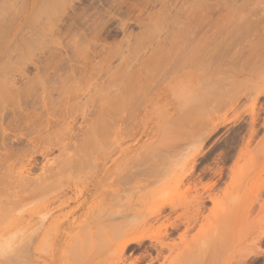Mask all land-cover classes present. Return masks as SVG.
<instances>
[{"label":"rangeland","instance_id":"374dc122","mask_svg":"<svg viewBox=\"0 0 264 264\" xmlns=\"http://www.w3.org/2000/svg\"><path fill=\"white\" fill-rule=\"evenodd\" d=\"M253 1L255 0H0V68L3 67L0 70L6 68L0 72V82L11 83L16 91H21L22 95L15 104L21 105L22 110L26 111L39 108V94L44 87L48 88V94L51 93L55 102L58 99L57 103L60 102V96L57 98L60 95L57 89L59 86L69 82L77 87V97L72 101L77 103V109L69 110L75 114L71 135L74 131L79 136H71L72 145L78 137L84 138L86 135L84 118L89 116L82 115L81 110L94 86L104 83L109 77L111 79L113 75L117 80H124V74L127 73L125 71H141L139 67L150 60L156 65L163 58L166 61L169 58L165 57L166 51L169 52L174 45L169 39L177 31L181 32L182 26L185 28L188 24L191 25L187 20L191 11L185 13L190 10L189 6L194 7V11L200 10L202 4V9L207 7L203 9V13L207 15L203 14L207 17L206 20L198 22V17H195L196 24L193 25L195 20L192 22L196 32L194 40H197V35H201L200 38L204 36L203 33L210 32L209 27L222 17L225 10H229L230 5L233 7ZM200 2L201 5L198 6ZM199 12L201 18H204L202 11ZM153 22L163 28H159L160 25L154 26ZM176 24L181 28L176 27ZM150 28L154 31L153 34L150 32L151 35ZM166 30L174 33L169 34L172 32ZM184 45L181 44L180 49ZM161 50L165 53L159 55ZM182 50L179 51L180 54L184 52ZM171 51L168 56L174 50ZM180 54L179 61L184 57ZM173 56L168 60L174 61L173 66L169 68L167 61H163L167 71L163 70L165 72L161 76L157 73L159 79L155 74L157 79L152 78L154 82L151 81L146 92L134 95L136 99L132 105L126 103L131 109L125 108L129 114L121 123L118 121L107 127L97 128L93 130L94 133L88 132L87 138L91 141V148L87 150L89 153L86 150L80 152L81 155L77 153L80 156L76 155L72 160L75 169H70L72 164L66 165L69 167L65 168L66 174L59 173L64 177L58 174L56 178L60 176L59 181L55 178L58 185L55 183L43 193L29 190H26L27 193L22 190L16 193L17 189L10 186V183L7 186L8 181H0L3 184H0V188L7 190H0L3 192L0 193V200L4 202L0 201V213L6 206L11 209H5L6 213L0 215V236L4 239H0V248L3 249H0V264H147L155 256L153 245L163 238V229L168 223L177 227L164 240L170 247L166 253L169 254V259L177 256L184 264H264V236L260 240L256 237L261 229L260 221L264 217V154L260 152L264 147V128L261 126L264 121V96L252 105L253 96L250 100L241 94L236 95V98L231 91L229 94L236 98V107L227 111L219 110L218 114V110L207 106L213 111L210 112L214 114L213 118L209 116V109L204 106L203 110L208 111H205L208 121L210 118L213 120L217 114L219 117L224 115L227 118H239L209 134L198 143L200 146L183 142V135L178 136L173 130L184 125L189 82L183 77L187 68L183 69V65L175 67L178 55L176 60ZM154 57L159 62H155ZM153 62L150 61L149 65ZM121 67L124 74L118 72ZM174 67L177 69L173 73L168 71ZM207 71H202L192 81L195 92L198 90L197 102L202 97L200 93L204 96L207 92L205 85L210 82ZM200 79L204 81L201 86L199 84L202 82H198ZM240 86L242 91L241 87L244 85ZM236 89L239 90L238 86ZM90 110L92 112V108ZM1 113L3 124L8 126L12 125L15 117L22 114L21 109L11 105ZM255 113L258 114L257 131L246 143L247 123ZM56 127L65 129L62 125ZM11 129L7 131L10 137L13 131L21 130V126H12ZM66 135L69 138L68 132ZM176 136L180 138V142L176 140ZM214 141L230 145L236 141L235 148L241 152L240 156L225 163L218 162L217 155L223 149L217 148L207 161L198 165L194 176L186 179L184 168L180 164L188 158L191 149L199 147L204 152ZM17 143L15 146L18 148L27 145L25 140ZM71 147L70 150L73 151ZM58 148H53L46 157L37 154L27 175L34 178L41 172L42 164L51 162L59 155L61 158L59 151L62 149ZM67 150L66 148L65 151ZM62 152L63 150L60 153ZM196 159L200 162L198 156ZM151 165H156L157 169L166 168V175L163 170H158L155 182L140 190L136 186V189L133 188L136 179L129 178L130 171L149 170ZM207 166L221 167L224 174L213 189L203 193L202 187L209 183L210 176L199 177L198 174L200 168ZM202 193L211 194L214 202L206 198L199 206ZM144 194L149 200L145 201L142 210L149 215L163 208L166 217L151 221V225H143L136 232L132 228L122 233L132 220L131 217L123 219L122 216L132 213V208H140L139 196ZM3 198L5 201L17 200V204H6ZM185 199L188 201H183ZM137 235L144 236L143 246L132 245L126 251H121L123 241ZM9 239L10 242L6 243ZM4 249L7 255L4 254ZM203 254L208 258L199 259ZM211 256L215 258L214 261ZM168 260L163 264H169Z\"/></svg>","mask_w":264,"mask_h":264},{"label":"bare ground","instance_id":"6f19581e","mask_svg":"<svg viewBox=\"0 0 264 264\" xmlns=\"http://www.w3.org/2000/svg\"><path fill=\"white\" fill-rule=\"evenodd\" d=\"M195 3H197V2H195ZM195 3H194V5H195ZM200 5H201V2L198 6H200ZM202 5L204 6V4H202ZM202 5L200 6L201 9L200 8L199 9L202 11V17H204V18H201V14H200L201 12H199L200 10L194 11V9H195L194 7L191 8L189 6L190 10L185 12L188 14L189 11H191L190 14L187 15L184 13L185 15L188 16L187 20L189 21V23H191V25L193 23H194L193 25L196 24V18L197 17H198V22H200L199 20H206L207 15L205 13H203L204 12L203 9H207V7L205 5L206 8L203 7V9H202ZM186 7H188V6H186ZM186 7H185V9H186ZM209 7L211 8V6H209ZM226 9H228V8H226ZM192 10L195 12V14ZM196 12L198 14H200V19H199V15L196 14ZM203 14H205L206 16ZM221 16H222L221 18H218V17H220V15L217 17L218 20L216 19L217 21L215 20L216 21L215 23L211 22L212 26L209 27V28H211L209 30L210 32L203 33L202 35H204V36H202L200 38H199V36H201V35L198 36L196 34L198 37L197 40H194V37H195V34H194L195 30L194 29L195 28L192 25L193 27L191 29L190 24H188V25L185 24V25H187L185 28H183L184 26H182V29H181L182 31L181 32L177 31L176 35L174 32L166 30L167 32H172L169 34L174 33L172 38H171L172 35L170 36L171 39H169L170 40L169 42H171L172 44L175 45V46L174 45L172 46L171 50L176 51V53L173 51V53L169 56H168V54L171 53L172 51L171 50H169V52H168V50L166 51L167 56L165 55V57L166 58L169 57L168 59H166L167 66L169 65L168 66L169 68L171 66H173L172 63L174 61L173 60L168 61L171 59V56L174 55L173 56L174 60H176V58L178 57L177 58L178 63H174V66L179 68L178 66L181 67L183 65V67H184V68L182 67L183 69L187 68L183 77L186 81L189 82L188 96H187V100H185V101H187V109L185 110V114H184V116H185L184 125H182L183 127L181 126L182 128H180L178 130L176 128L175 130H173L174 132L173 131L172 132L177 133L178 136L180 134H182L183 135L182 138H184L183 142H189L191 144H194L195 146H200V144H198V143H201V141L205 140L209 136V134L218 130L219 127H222L229 122H234V121L238 120L239 116L227 118L224 115L222 117H219V115H218L219 110L222 111L224 109L225 111H227L228 109L230 110V109H233L236 107V105H237L235 102V100L237 98L236 95L240 96V94H241L245 98H248V99L251 96H253L254 101L252 100L253 101L252 105H254V103L257 100H259V98L261 96H264V0H257V1L255 0L253 2L244 3V4L242 3V4L237 5V6L235 5L233 7L230 5L229 10H227V11L225 10L224 14H221ZM157 20H156V22H157ZM158 21H160V20H158ZM163 22H162V24H163ZM157 23H159V22H157ZM185 23H187V22H185ZM153 24H154V22H153ZM150 25H152V24H150ZM156 25L157 24L155 23L154 26H156ZM159 25H157V26H159ZM179 25H181V23ZM178 26L176 24V27H178ZM156 27H154L155 31H156ZM160 27H161V25L159 26V28ZM179 27L181 28V26H179ZM162 28L163 27H161V29ZM180 28H179V30H180ZM150 29H152V30H150ZM150 29H149L150 31L148 30L149 33L152 31L151 33L153 34V32H154L153 28H150ZM161 29H160V31H161ZM189 29L194 30V31H190ZM174 30H176V29L174 28ZM178 32H180L179 35H178ZM151 33H150V35H151ZM171 43H169V44L171 45ZM181 44L182 45L185 44L184 47L182 46L184 48V49L182 48L183 50L180 49ZM169 49H170V47H169ZM181 50H182V52L184 51L183 52L184 54L179 53V51H181ZM163 52H164V50H161V51H159L158 54L161 55V54H163ZM177 52H178V54H177ZM179 54L182 55L181 57H183V55H184V57L182 58L181 61L178 60L180 57ZM157 56H156V58H157ZM153 59L155 62L158 61L155 59V57ZM158 59H159V57H158ZM163 59L162 60L165 61V58H163ZM150 61L153 62V60H150ZM163 61L160 60L161 64L158 63L159 62L158 61L157 65H156V63L153 62V64L155 66L152 63H151L152 65L150 64L151 65L150 66L149 62L145 63L146 65L148 64L147 66L145 64H142L141 67H139V69L141 71L135 70L136 71V72L134 71L135 73L132 72L134 74H132L130 72L131 75L128 72V70L125 71V72H127L125 75L122 72L123 67H121V69H118L119 70L118 72L119 73L122 72L124 74V76H125V78L123 76L124 80H121V79L117 80V77L115 78L114 77L115 75H113V76H111L112 77L111 79L109 77L107 80L104 81V83L98 84L97 87L94 86V89L91 91V94H89V96L86 97V99L87 98L88 99L83 104V108L81 110L82 115L89 116L86 118L83 117L84 121L86 122V135L84 138L83 137L82 138L78 137L77 139L74 138V141H76V140L77 141H76V143L74 142L72 145L70 144V140H72L71 136L73 138V134H75L73 131V134L71 135L72 130H73L72 129L73 128L72 121L75 119V114L71 110H69V108L74 109V110L77 109V107H76L77 103L72 102L73 99H75V96L77 97V94H78V93L76 94V91L78 89L77 87H75L73 84H70L69 82L59 86V88H57V89L59 90L60 95L57 93L58 94L57 98L60 96V99H59L60 102H58V103H57L58 99H56V102H55L54 99L52 98L53 96L51 97V93L48 94V92H49L48 88L44 87V89H42V92H40V94H39V99L41 100V101H39V103H40L39 108H35L33 110L26 111V110H22L21 105L15 104L17 98L22 95L21 91H16V87H14V85L11 83H8V82L1 83L0 82V136H1L0 169L2 170V172H0L1 173L0 174V181L1 180H3L4 182L8 181L7 186L9 187V183H10V186H13V188L17 189L16 193L18 191H21V190L25 191L24 193L28 192L26 190H29V192H33V193H43V192H45V190H49L51 187H53L55 185V183H57V180L59 181L60 176L64 177V176H62V174H59V173H64L63 175L66 174L65 168H69V167H66V165L72 164L70 169H72V168L75 169L73 161H74V157L76 155L78 156L80 154V152L82 153L83 150H86V152L89 153V151H87V150L91 148V141L87 138L88 132L94 133V131L97 128H101L105 125L107 127V126H109V124H115L118 121L121 123V121H123V119L125 117H127L128 110L125 108H128V106H126L127 104L132 105L131 103H134V100L136 99L134 95H136V93L138 94L141 92H143V93L146 92L148 87L151 86L150 85L151 81L154 82V80H152V78H155L156 75L158 78L159 73H160L159 75L161 76V75H163V73L165 71H167L165 69L167 67L164 68V66H166V63H165L166 61L165 62H163ZM182 62H183V64H182ZM148 66H150V68ZM162 67L164 69H162ZM175 67L171 68V70L169 69L168 71L173 73L177 69V68L175 69ZM2 68L3 67H1L0 69H2ZM161 69H162V71H161ZM4 70H0V72H2ZM157 70H158V72H156ZM163 70H165V71H163ZM204 70L205 71L208 70L207 72L209 73V76L208 75L207 76H208V80L210 78V82L205 85L207 88L203 87L204 89L206 88V91H207L206 94L204 93V96L201 92V91L205 92L204 89H202L201 91L199 90V93L201 92L200 94L202 95V97H201V95L198 94V96H200L201 98L198 97L199 99L197 102L196 92L198 93V90L195 92L196 89L192 86V81L196 80L195 77H198L201 74V72ZM152 71H154V72H152ZM170 72H168V73H170ZM151 73H153L154 75L156 74V75L154 77H152L153 74H151ZM168 73H166V74H168ZM140 74L141 75L143 74V76H141ZM149 74H151V75H149ZM148 75H149V78H148ZM205 76L206 75H204L203 77H205ZM143 77H144V79H142ZM203 77H201L202 80H203ZM157 78H155V79H157ZM206 79H204V80H206ZM200 80L198 82L199 83L202 82V83H200L199 86L204 84L203 83L204 81H202V80L200 81ZM95 83L96 82H94L93 85H95ZM148 83H149V85H148ZM238 84L241 86L244 85L243 88L240 86L242 91L239 89ZM89 86H91V85H89ZM237 86L239 89L238 91H236ZM84 87H86V85ZM181 87H182V85H181ZM79 88H81L80 85H79ZM234 91H235V93H234ZM239 91H241V92L239 94H237ZM230 92L233 93V95L236 98L232 97V94H229ZM194 93H195L196 99L194 98ZM71 98H72V100H70ZM195 100H196V102H195ZM121 102H122V105H121ZM194 102L197 104H195ZM8 105H11V107H17V108L21 109V113H22L13 119V123L11 126L3 124V119H2L3 117H2V113H1L2 110L6 109L8 107ZM204 106L206 108H207V106L209 108H213L216 111L218 110V114H217L218 116L217 115H216V117L214 116L215 118L212 120V118H213L212 115H214V114L213 113L210 114V112H213V111H210L209 108H207V109H209L208 110L209 112L207 111V109L203 110ZM91 108H92V112L90 110ZM128 109H131V108H128ZM196 109H197V111H196ZM213 109H211V110H213ZM201 111L204 113H202ZM205 111H207L209 113V116L212 117V118L209 117L210 118L209 121L206 120L205 114H207V113ZM257 116H258V114L255 113L251 117L249 123H247L248 124V130H247L248 132H247L246 143H248L251 140V138L253 137V135L257 131V123H258L257 122V120H258ZM201 118L205 119V120L201 121L202 120ZM204 122H207L208 124L204 123ZM17 125L21 126V130L18 129V130L13 131V133H12L13 135L11 136L12 137L11 138L9 135H7V131L10 130L12 128V126H17ZM61 125H62V128L65 127V129L61 128L62 130H60L59 127H56V126H61ZM201 126H202V128H201ZM261 126L264 128V121H263ZM54 128H57V129L59 128L58 130L60 132H57L58 130L54 129ZM11 130H13V129H11ZM65 130H67L68 134H70L69 135L70 139L67 137V135H66L67 132ZM62 131H65V133H61ZM54 132H55V134H54ZM164 134L166 135V133H164ZM169 134H170V131H169ZM75 135L79 136V135H77V133ZM19 140H25L28 146L26 145V147L18 148L17 142ZM67 140L69 141V143ZM176 140L179 141L180 138H177V136H176ZM94 141L92 142V144L94 143ZM233 142H232L233 144L230 142L231 143V145H230L228 143L224 144L222 142L214 141L209 146L208 150H206L204 152L202 150H199L198 149L199 147H193L191 149L192 151H191L190 155H188V158H186L187 160L185 159V161H183L180 164V165H182V168H184V171H185L184 177L186 179L192 178L196 172L198 165H200L204 161H207L209 159L210 155L213 153V151H215L217 148L222 147V149H223L217 155V159H218L217 161L218 162L225 163L226 161L232 159L233 157L238 158L240 156L241 152H239V150L237 151V148H235V146H236L235 142L236 141H233ZM15 143L17 144L16 146H15ZM68 144H70V145L68 146ZM55 147L61 148L63 150V152H65V153L62 155L63 152L60 153L62 150H60L58 148L60 150L59 154H61V158L59 155L58 156L59 159L58 158L52 159L51 162L46 160L48 163L42 164L41 172L37 176H35V177L33 176L34 178H32L29 174V176L31 177L30 178L27 174H28V172H30L29 171L30 166H32L34 164L35 157L37 156V154L43 155L46 157V155H48V153ZM70 147L73 148V151H72V149L70 150ZM66 148L72 153L68 152V150L65 151ZM260 150H261L260 151L261 154H264V147H262ZM91 151H92V149H91ZM78 152H79V154H77ZM86 152L84 154H86ZM196 156H198L200 162H198V159H196ZM75 163H77V162L75 161ZM188 163H191V164L189 167H186V165ZM172 165H175V164H172ZM61 170H62V172H61ZM158 170L159 171L163 170V174H165L167 172L166 168L159 167V169H157L156 165L155 166L151 165L149 167V170H146V169H140V170H136V171L131 170L129 173V178L130 179H136V183L133 185V188L136 189V187H137V190H140L142 188L147 187L150 183L155 182L157 177H158L157 176ZM199 170H200V172L198 174L199 177L201 175H209L210 176L209 183L202 187L203 193L204 192L206 193V192L210 191L211 189H213V187L216 185L218 180H220V178L224 174V170L221 167L212 168V167L207 166L206 168L203 167V168H200ZM175 171H176V169H175ZM2 174H3V176H2ZM58 174L60 176L57 179L56 176ZM55 178L57 180H55ZM197 179H199V178H197ZM178 181L180 182L179 176H178ZM190 182H193V181H190ZM2 185L3 184H1V186ZM56 185H58V183ZM4 186H6V184ZM134 186H136V187H134ZM189 186L187 187V190H189V188H190ZM1 188H0V190L3 191L2 189H4V188H2V189ZM13 188H11V189H13ZM196 188H197V186H196ZM4 191L7 192V190H5V189H4ZM0 193L3 194V192H0ZM203 193L199 197L200 198V201L198 203L199 206L204 203L203 199H206V198L211 199V201L214 202V200H213L214 198H212L211 194L204 195ZM4 194L6 195L5 192H4ZM7 194L12 195V193H7ZM13 195H16V194L14 193ZM147 197L148 196L145 194L142 196L140 195L139 196V202H140L141 207L138 209L132 208L133 209V210L131 209V211H133L132 213L122 216L123 219L127 218V217L132 218L131 224L128 226H125L122 233L125 230H130L132 228H134V230L136 232L139 228H142L143 225H149L151 223V221H158L162 217H166V213H165V210L163 208H159L156 211H153L152 213H150L149 215H147L144 212V210H142V209H144V204H146L145 201L149 200ZM40 199H42V197L39 198V200ZM5 200L6 199H4V201ZM183 201H188V200L185 199ZM11 202H14V199H11L9 201L8 200L5 201L6 204L7 203L9 204ZM16 202H17V200L14 203H16ZM1 203H4V202L1 201ZM9 207L10 206H8V208ZM8 208L6 206L4 208V210L2 209L3 211L1 212L2 214L0 213V215L2 216L3 214H5L7 211L5 209H8ZM8 210H11V209H8ZM13 210H15V208ZM198 211H199V208H198ZM1 216H0V218H1ZM101 219L104 220V218H101ZM2 220H4V219H2ZM132 221L134 222V224ZM135 221H137V222H135ZM260 224H261V229L256 234V237L259 240H260V237L263 238V236H264V217L261 219ZM176 229H177V227L173 223H168L165 225V227L163 229V233H162L163 238L159 241L158 244L153 245V249H154L156 254L154 257H151L149 259L147 264H154V263L163 264L164 261L169 259V254H166V253L169 252L170 247L168 246V244L166 242H164V240L167 239L171 235V233L173 231H175ZM15 236L17 237V235H15ZM11 238H12V236H11ZM19 238H21V237L19 236ZM0 239L2 240V237ZM143 239H144V236H142V235L131 236V237L126 238L122 243L121 251H123V252L126 251L132 245H136L137 247H142L143 246ZM2 241H4V239ZM8 242H10V239H9V241L6 240V243H8ZM5 245H7V244H5ZM2 250L3 249H1V251ZM4 251H5V249H4ZM6 252L7 251H5L4 254ZM6 255H7V253H6ZM207 258H208V256L206 254H203L202 256L199 257V259H207ZM211 259H212V261L215 260V258L213 256H211ZM168 263L169 264H184L183 261H181V262L179 261L177 256H173L172 258H170L168 260ZM203 264H206V263H203Z\"/></svg>","mask_w":264,"mask_h":264}]
</instances>
